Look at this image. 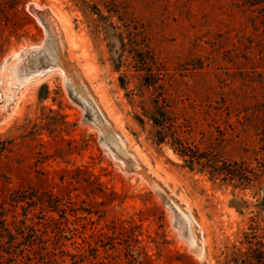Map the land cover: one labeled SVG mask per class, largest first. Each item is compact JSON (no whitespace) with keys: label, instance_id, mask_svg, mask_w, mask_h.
Masks as SVG:
<instances>
[{"label":"rangeland","instance_id":"1","mask_svg":"<svg viewBox=\"0 0 264 264\" xmlns=\"http://www.w3.org/2000/svg\"><path fill=\"white\" fill-rule=\"evenodd\" d=\"M21 50L20 69H53L17 88L2 63ZM147 50L159 89L136 71ZM157 95L252 182L155 143L135 115ZM2 219L0 264H235L264 244V0H0Z\"/></svg>","mask_w":264,"mask_h":264},{"label":"trees","instance_id":"2","mask_svg":"<svg viewBox=\"0 0 264 264\" xmlns=\"http://www.w3.org/2000/svg\"><path fill=\"white\" fill-rule=\"evenodd\" d=\"M93 13L102 17V13L97 7H94ZM135 60L140 64L136 71L144 73L142 75L144 78L141 81L143 88L159 89V68L156 66L150 51L139 53V59ZM115 68L120 71L119 66ZM127 80L123 73L119 76L121 87L129 93ZM139 106L142 112L135 115L137 122L141 125H144L146 121L151 122L153 127L152 137L155 143L159 145L168 144L173 152L182 158L188 169L196 170L199 173H207L211 180L219 179L232 184L235 188H244L252 182L256 173L251 165L246 164L244 161H231L210 151L202 150L195 143L190 122L185 117L175 113L173 110L174 105L167 97L159 98V95H157L151 97L149 103L142 99ZM247 243L250 246L248 251L242 254L243 257H235L236 259H233L235 264H264V244L261 242L253 243L249 240H247ZM253 245L256 247H253ZM0 246L5 248L4 252H8L6 250L14 246V233L6 219H2L0 222ZM142 253L131 255V264H150V256L146 252L142 251Z\"/></svg>","mask_w":264,"mask_h":264},{"label":"water","instance_id":"3","mask_svg":"<svg viewBox=\"0 0 264 264\" xmlns=\"http://www.w3.org/2000/svg\"><path fill=\"white\" fill-rule=\"evenodd\" d=\"M26 51L21 50L19 52H16L14 55H12L10 58L6 59L2 63V68L12 71V76L14 78V83L17 88H20L21 86L25 85L31 80H34L36 78H39L41 75L45 74L47 71L52 70L53 67H47V68H41L34 72L29 73L26 70L20 69V62L25 58ZM19 72L20 75H22L23 79L18 81L16 76V73ZM200 247V246H199ZM199 252H201V249H199Z\"/></svg>","mask_w":264,"mask_h":264}]
</instances>
